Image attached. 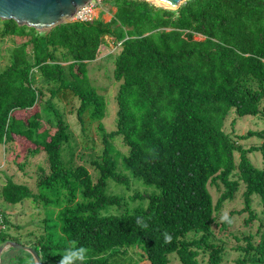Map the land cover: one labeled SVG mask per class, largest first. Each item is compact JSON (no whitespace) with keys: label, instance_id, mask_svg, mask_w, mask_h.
Segmentation results:
<instances>
[{"label":"trees","instance_id":"16d2710c","mask_svg":"<svg viewBox=\"0 0 264 264\" xmlns=\"http://www.w3.org/2000/svg\"><path fill=\"white\" fill-rule=\"evenodd\" d=\"M102 2L116 8L109 22L74 21L49 33L1 20L4 37L26 40L0 74V145L23 141L46 156L37 193L12 179L0 192L7 204L32 201L45 209L43 232L29 233L27 246L42 264H59L73 242L88 249L86 264H110L129 251L141 264H171L173 254L182 264L207 257L208 264H222L220 234L229 233L234 215L247 213L244 224L252 225L258 201L263 218L236 249L237 262L264 264V169L249 157L264 156V129L238 136L261 140L250 149L225 130L233 112L264 122V0H188L176 10L147 0ZM106 38L121 49L112 132L104 124L106 98L88 77ZM67 116L76 117L91 160L73 145ZM139 183L155 190L133 188L129 197L112 189ZM212 186L224 188L217 203ZM242 189L244 208L220 224L219 211ZM7 223L0 247L12 242ZM165 231L173 237L169 244ZM0 264L36 263L31 253L9 248Z\"/></svg>","mask_w":264,"mask_h":264},{"label":"rangeland","instance_id":"374dc122","mask_svg":"<svg viewBox=\"0 0 264 264\" xmlns=\"http://www.w3.org/2000/svg\"><path fill=\"white\" fill-rule=\"evenodd\" d=\"M149 1V0H148ZM156 7H164L166 9L174 10L163 5L157 4L153 1H149ZM116 12V8L108 4H104L103 8H98L95 13L97 19H104L105 22H109ZM3 21V20H2ZM3 23L0 20V74L4 72L11 64V56L13 50L19 46L26 39H18L14 36L4 37L2 35ZM120 48L115 46L113 39L107 38L106 44L102 46L99 53L98 59L88 65V77L90 83L95 87L98 92L105 96L107 102V116L104 120V124L108 132L116 130V119L118 112L117 105V93L120 83L116 82L115 77V57L120 52ZM36 82L39 85L46 86L47 82L36 77ZM49 96H45L47 100ZM44 100V99H43ZM45 101V100H44ZM75 102L74 105H78ZM264 106V102L263 105ZM67 121L71 126V130L74 134L73 145H78L77 152L85 154L87 160H91V152L86 151L81 146V130L77 123L75 116H67ZM264 129V122L258 117L245 116L238 117L236 113H232L225 122V130L231 134L235 141H238L239 145L245 149H250L255 145H260L258 138H251L248 140H238V136H245L249 131H259ZM100 145V143H99ZM100 147L95 151L94 155L100 154ZM117 147L125 152V148L122 142H117ZM30 146L23 141L16 142L9 146L0 145V192L3 186L6 184L8 179H12L14 182L19 184H25L33 189L37 193L36 189V178L38 173L46 167V156L45 154H35L29 149ZM238 157V155H237ZM252 163L259 169H264V156L260 152H252L249 155ZM20 165L24 168L21 169ZM90 171L94 173L93 169L89 167ZM139 185H142L139 183ZM143 187V188H142ZM137 187L135 184L132 185V190H126L123 187L112 186L113 191L125 194L126 196H133V188L139 189L141 193L151 192L155 190L154 187ZM210 191L213 195L215 203H217L221 196L224 188L221 186L220 189L217 187H210ZM242 189L233 201H227L219 211V223L223 224L233 211H241L244 208ZM260 200V199H259ZM137 202V200L135 201ZM136 204V203H135ZM253 209L256 212L257 219L253 221L252 228L246 227L245 222L248 220L249 215H234L232 224L228 229L229 233L220 234L225 240L222 241L226 253L223 258L222 264H239L237 259L240 257L241 252L236 250L239 247L245 246V239L250 233H255L260 224L258 218L262 219V208L258 201H254L252 204ZM46 212L42 206L33 203L32 201H26L22 204L11 205L3 201L0 196V230H4L5 227L2 224L3 220L8 221L7 226L9 227L4 233L9 234V240L13 243L27 246L29 243V233L42 234L43 225L41 222L45 219ZM218 228H216L217 230ZM251 230V231H250ZM239 237L240 240H237ZM138 250V249H137ZM5 256V255H4ZM3 256V257H4ZM171 264H182L175 254L170 255ZM34 258V257H33ZM208 257L202 259L201 264H208ZM35 263L36 260L34 259ZM141 261L134 256L131 251L127 256L118 255L115 258L109 260L110 264H141ZM147 264V263H146Z\"/></svg>","mask_w":264,"mask_h":264},{"label":"water","instance_id":"95a60500","mask_svg":"<svg viewBox=\"0 0 264 264\" xmlns=\"http://www.w3.org/2000/svg\"><path fill=\"white\" fill-rule=\"evenodd\" d=\"M93 0H0V20H14L20 26H28L39 32H51L62 24L74 22L76 13ZM148 1V0H147ZM150 1V0H149ZM178 9L188 0H153ZM9 248L23 249L31 253L36 264H42L39 255L28 246L6 242L0 247V255Z\"/></svg>","mask_w":264,"mask_h":264},{"label":"clouds","instance_id":"9594fccd","mask_svg":"<svg viewBox=\"0 0 264 264\" xmlns=\"http://www.w3.org/2000/svg\"><path fill=\"white\" fill-rule=\"evenodd\" d=\"M137 224L142 228H147V223L138 219ZM165 244H169L172 242L173 237L165 231L163 233ZM74 246L68 250H66L65 254L61 257L59 264H86L88 249L83 246H76L75 242H73Z\"/></svg>","mask_w":264,"mask_h":264},{"label":"built area","instance_id":"2783aa9c","mask_svg":"<svg viewBox=\"0 0 264 264\" xmlns=\"http://www.w3.org/2000/svg\"><path fill=\"white\" fill-rule=\"evenodd\" d=\"M100 7L101 8L104 7L102 0H93L91 3H89L87 6L81 8L76 13L74 20L75 21H81V22L93 21L94 19H97L95 17L94 12H96V10Z\"/></svg>","mask_w":264,"mask_h":264},{"label":"bare ground","instance_id":"6f19581e","mask_svg":"<svg viewBox=\"0 0 264 264\" xmlns=\"http://www.w3.org/2000/svg\"><path fill=\"white\" fill-rule=\"evenodd\" d=\"M150 1H153V0H150ZM153 2L160 4L159 2H156V1H153ZM160 5H162V4H160ZM163 6L173 9V7H170V6H166V5H163Z\"/></svg>","mask_w":264,"mask_h":264}]
</instances>
